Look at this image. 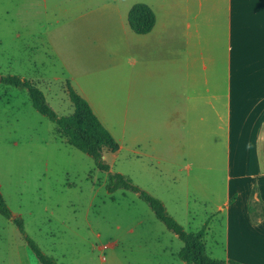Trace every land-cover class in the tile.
Listing matches in <instances>:
<instances>
[{"label": "rangeland", "instance_id": "rangeland-1", "mask_svg": "<svg viewBox=\"0 0 264 264\" xmlns=\"http://www.w3.org/2000/svg\"><path fill=\"white\" fill-rule=\"evenodd\" d=\"M114 1L160 12L170 2L172 24L185 31L192 24L184 0H0V77L29 81L65 117L73 112L66 92L73 75L72 88L120 146L116 154L103 152L109 169L100 170L33 109L25 89L0 83V193L12 217L23 221L25 235L56 264H128L138 254L155 262L162 249L179 251L183 243L137 194L107 193L108 176L119 173L161 201L184 231L208 228L207 253L222 259L212 238L223 226L216 208L226 191L224 125L220 129L211 118L196 127L166 126L162 112L150 107L162 103L160 95L129 98V60L116 63L95 42L113 31L108 6ZM136 107L144 118L135 123ZM111 242L114 250H100ZM0 264H39L14 223L1 215Z\"/></svg>", "mask_w": 264, "mask_h": 264}, {"label": "crops", "instance_id": "crops-1", "mask_svg": "<svg viewBox=\"0 0 264 264\" xmlns=\"http://www.w3.org/2000/svg\"><path fill=\"white\" fill-rule=\"evenodd\" d=\"M147 6L154 13V26L137 35L127 21L131 7L112 2L108 9L113 31L97 35V47L116 63L129 60V98L161 96L162 103L150 107L162 112L159 117L167 120L166 126L196 127L211 118L220 129L224 125L226 191L216 208L223 226L221 236L212 238L214 252L220 250L222 259L207 254L216 260L264 264V209L261 214L257 209L248 212L252 190V201L264 208V0H184L183 12L192 20L186 31L178 22L172 24L176 19L172 3L163 12ZM70 76L71 86L75 77ZM174 100L180 102L173 104ZM135 110L136 123L144 117L139 108ZM147 119L145 113L146 123ZM116 144L117 151L111 154L119 151ZM209 233L207 228L205 250ZM107 246L114 250L116 243ZM179 251L162 249L155 262L138 254L128 264H186L177 257Z\"/></svg>", "mask_w": 264, "mask_h": 264}, {"label": "trees", "instance_id": "trees-1", "mask_svg": "<svg viewBox=\"0 0 264 264\" xmlns=\"http://www.w3.org/2000/svg\"><path fill=\"white\" fill-rule=\"evenodd\" d=\"M127 21L130 30L137 35L149 33L155 23V16L152 10L145 4L139 3L133 5L128 12ZM0 83L15 88L25 89L33 109L40 115L48 118L56 126L61 139L75 150L91 157L95 166L100 170L108 171L109 167L103 164L101 159L104 151L115 153L117 144L111 134L100 123L93 113L88 103L78 95L66 82V92L70 103L73 106L72 114L65 117H58L51 107L47 104L44 94L27 80H22L17 76L0 77ZM105 190L112 194L117 190L130 191L139 196L149 209L153 212L155 218L161 222L167 230L177 236L183 243L177 257L186 264H239L233 261H222L212 259L208 256L203 239L206 233L205 226L196 233H188L166 212L161 201L150 194L133 185L130 180L119 173L110 174L107 178ZM254 190L250 193L248 202V212L257 209L261 214L263 206L258 202L252 201ZM0 215L5 219H10L17 227L18 231L24 236L28 249L34 255L39 264H56V261L45 255L40 248L24 232L23 221L12 217V214L6 205L0 193Z\"/></svg>", "mask_w": 264, "mask_h": 264}, {"label": "built area", "instance_id": "built-area-1", "mask_svg": "<svg viewBox=\"0 0 264 264\" xmlns=\"http://www.w3.org/2000/svg\"><path fill=\"white\" fill-rule=\"evenodd\" d=\"M105 249H108L107 245H103L102 247H100V250H105Z\"/></svg>", "mask_w": 264, "mask_h": 264}]
</instances>
